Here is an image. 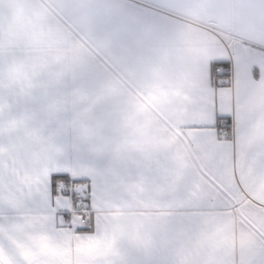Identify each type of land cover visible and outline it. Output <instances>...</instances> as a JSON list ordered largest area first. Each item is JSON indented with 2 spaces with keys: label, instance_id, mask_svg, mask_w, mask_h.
Returning a JSON list of instances; mask_svg holds the SVG:
<instances>
[{
  "label": "crops",
  "instance_id": "obj_1",
  "mask_svg": "<svg viewBox=\"0 0 264 264\" xmlns=\"http://www.w3.org/2000/svg\"><path fill=\"white\" fill-rule=\"evenodd\" d=\"M48 163L97 178L95 230L57 236L5 184L0 264H256L264 0H0V168Z\"/></svg>",
  "mask_w": 264,
  "mask_h": 264
},
{
  "label": "snow or ice",
  "instance_id": "obj_2",
  "mask_svg": "<svg viewBox=\"0 0 264 264\" xmlns=\"http://www.w3.org/2000/svg\"><path fill=\"white\" fill-rule=\"evenodd\" d=\"M212 73L220 79L217 87H230L233 62L220 59L211 65ZM215 99V98H214ZM212 127L228 132L232 128V116L214 113ZM12 165L0 168V191L4 185L22 199L15 209L18 215L43 217L51 231L59 237L67 233L92 234L99 213L100 186L93 175H76L64 164H43L30 177L17 175ZM256 264H264L261 257Z\"/></svg>",
  "mask_w": 264,
  "mask_h": 264
},
{
  "label": "built area",
  "instance_id": "obj_3",
  "mask_svg": "<svg viewBox=\"0 0 264 264\" xmlns=\"http://www.w3.org/2000/svg\"><path fill=\"white\" fill-rule=\"evenodd\" d=\"M220 135H222V136H232V128L228 132H225L223 130H220Z\"/></svg>",
  "mask_w": 264,
  "mask_h": 264
}]
</instances>
